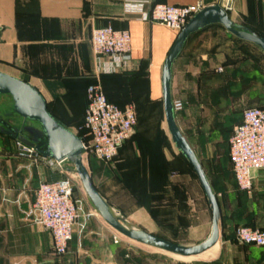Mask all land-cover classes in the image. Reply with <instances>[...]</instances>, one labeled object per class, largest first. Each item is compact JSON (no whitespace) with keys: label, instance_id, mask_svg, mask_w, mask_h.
<instances>
[{"label":"crops","instance_id":"obj_1","mask_svg":"<svg viewBox=\"0 0 264 264\" xmlns=\"http://www.w3.org/2000/svg\"><path fill=\"white\" fill-rule=\"evenodd\" d=\"M227 1L150 0L145 12L149 14L155 4L201 3L203 9L220 5L235 24L264 37V0H232L231 8ZM0 25V72L35 87L66 126L83 125L91 83L102 85L103 75L122 79L104 83L106 92L120 108L135 106L137 124L113 162L88 156L85 166L99 193L132 225L162 238L170 236L166 231L173 224L184 227L191 201L187 186L199 199L204 192L173 143L165 118L163 67L179 32L126 11L125 0H0ZM106 25L131 35V60L112 73L105 68L113 59L99 63L91 46L92 30ZM260 60L264 62V52L258 46L221 25H210L189 37L173 63L172 99L183 103L175 113L177 125L208 180L210 172L217 175L218 196H222L218 244L190 259L203 258L207 264H264V247L240 245L234 235L238 225L264 229V171L253 173V195L240 192L229 154V138L241 123L243 110L264 107V81H251L264 78ZM79 103L84 114L77 120L66 116L67 122L59 111L79 108ZM11 110L15 112L12 98L0 108V264H122L126 258L122 243H115L120 233L78 189L74 198L79 219L69 251L60 259L52 254V236L34 223L32 207L40 183L65 175L20 154V135L42 149L46 138L43 131H25L23 117L22 122L17 117L1 118ZM145 260L142 264H149Z\"/></svg>","mask_w":264,"mask_h":264},{"label":"built area","instance_id":"obj_2","mask_svg":"<svg viewBox=\"0 0 264 264\" xmlns=\"http://www.w3.org/2000/svg\"><path fill=\"white\" fill-rule=\"evenodd\" d=\"M231 1H227V8H231ZM149 2L150 0H125V10L138 13L144 19H150L177 32L203 9L201 3L194 6L155 4L148 14L145 12V5ZM1 33L0 25V40ZM91 46L99 63L104 58L113 59L105 68L107 72L122 69L131 60V35L127 30L115 29L111 25L95 27L91 33ZM218 71L221 72L222 68ZM87 99L85 120L81 127L86 133L84 137H80L83 161L88 156H93L99 161L111 163L133 133L137 124V111L132 104L120 108L109 102L98 82L87 88ZM173 107L175 113L179 112L183 109V103L175 101ZM17 146L22 156L45 163L65 175L56 181L40 183L32 207L34 223L51 234L52 254L60 259L69 251L79 219L78 205L74 198L75 183L66 175V162L43 157L34 147L20 141H17ZM229 154L237 189L253 195V173L264 171V107L243 110L242 121L233 129L229 138ZM234 235L240 245L264 247L263 229L238 225Z\"/></svg>","mask_w":264,"mask_h":264},{"label":"water","instance_id":"obj_3","mask_svg":"<svg viewBox=\"0 0 264 264\" xmlns=\"http://www.w3.org/2000/svg\"><path fill=\"white\" fill-rule=\"evenodd\" d=\"M221 25L228 32L244 41L258 46L264 52V37L254 31L235 24L227 11L220 5L206 7L199 11L179 32L177 39L171 47L162 74L163 101L165 118L172 141L178 151L192 166L202 190L207 198L212 212V225L209 236L200 244L186 246L176 244L168 239L148 233L132 225L123 216L117 213L103 198L95 187L91 174L83 161L82 140L62 123L59 122L48 109L43 95L25 80L15 78L0 72V96L9 95L14 103V110L25 120L38 122L46 138V148L36 145L26 137L20 135L18 141L34 147L43 157L56 161L71 162L82 187L96 212L103 220L118 233L139 244L158 249L171 255L182 257H195L215 247L220 239L221 209L218 198L214 193L205 170L197 158L192 146L180 131L173 107L171 94L172 67L174 61L181 54L189 37L210 26Z\"/></svg>","mask_w":264,"mask_h":264},{"label":"rangeland","instance_id":"obj_4","mask_svg":"<svg viewBox=\"0 0 264 264\" xmlns=\"http://www.w3.org/2000/svg\"><path fill=\"white\" fill-rule=\"evenodd\" d=\"M251 57H253V54H251ZM256 61V57L253 58ZM260 64V72L264 74V62L260 60L258 62ZM253 71V70H252ZM264 81L263 79H258L257 77L251 78V81ZM11 100V97L9 96H1L0 97V108L1 105H6ZM79 108L67 110V111H59L65 116V120L68 121L67 117H72L73 119H79L83 114L85 109L82 106V103H79ZM67 116V117H66ZM10 117H17L20 122L23 121V118L13 112L12 110L9 111V113L2 114L1 118H4L5 121H7ZM27 124L25 127V131H28L31 133H41L42 129L38 122L35 121H25ZM74 122V121H73ZM20 124V123H18ZM73 124V123H72ZM21 127V124L18 126L17 129ZM68 128L70 131H72L74 134H77V132L80 131V127H75L73 125H68ZM30 130V131H29ZM66 175L68 177H71L73 179V182L75 183V193L78 190L84 192L82 184L74 172L71 170L74 169V165L71 162H66L64 165ZM209 180L211 181V186L216 194L217 198L220 200L222 199V196H218V193L220 192V187L218 186V177L217 175H214L213 173H209ZM189 194L191 195V201L190 204L187 206V217H186V224L184 227H181L180 229L177 226H174V224L166 231L167 234H170L169 237H165L166 239L176 243V244H183L186 246H193L200 244L203 242L210 234L211 231V219H212V212L209 208V205L207 203V200L204 196V194H200V199L198 198L197 194L194 193L193 189H190L188 186ZM115 243L119 244L122 243V250H123V258L124 261L122 264H142L146 263L148 259L149 264H207L208 262H203V258H196V259H186V261H179L175 259V257L171 256L170 254H165L164 252L151 248L142 244H139L135 241L129 240L128 238L124 237L123 235L118 234L117 238H115ZM142 249V250H141ZM135 253H137L136 258H134ZM139 253V254H138ZM164 253V254H163ZM200 261V262H197Z\"/></svg>","mask_w":264,"mask_h":264},{"label":"trees","instance_id":"obj_5","mask_svg":"<svg viewBox=\"0 0 264 264\" xmlns=\"http://www.w3.org/2000/svg\"><path fill=\"white\" fill-rule=\"evenodd\" d=\"M257 35H259V36H262V35H260L259 33H256ZM263 37V36H262ZM113 80H115V81H118V82H121L122 81V79H117V78H113L112 77V75L111 76H109V75H103V77L101 78V83H102V88H103V92H104V94H105V96H106V98H107V100L109 101V102H111V103H114V102H112L110 99H109V97H108V94H107V92H106V86L104 85V83H108V81L110 82H112ZM91 84H94V82L93 83H91ZM90 84V85H91ZM105 86V87H104ZM114 104H116V103H114ZM49 109V108H48ZM49 112L52 114V112L50 111V109H49ZM53 115V114H52ZM54 116V115H53ZM55 117V116H54ZM57 120H59L57 117H55ZM59 122L60 123H62L66 128H68V126H66L62 121H60L59 120ZM80 127V131L77 133V136L78 137H84V135H85V133H86V131L85 130H83L81 127H82V125L81 126H79ZM188 163V162H187ZM189 164V163H188ZM190 166V165H189ZM190 168L192 169V171H193V168H192V166H190ZM193 174L196 176V174H195V172L193 171ZM237 227V226H236ZM235 227V228H236ZM264 230V229H263Z\"/></svg>","mask_w":264,"mask_h":264},{"label":"bare ground","instance_id":"obj_6","mask_svg":"<svg viewBox=\"0 0 264 264\" xmlns=\"http://www.w3.org/2000/svg\"><path fill=\"white\" fill-rule=\"evenodd\" d=\"M204 253H205V252H204ZM173 256H175V258L178 259V260H184V259H186V258H191V257L177 256V255H173ZM195 257H196V256H195Z\"/></svg>","mask_w":264,"mask_h":264}]
</instances>
